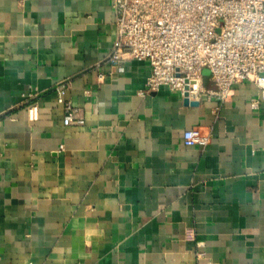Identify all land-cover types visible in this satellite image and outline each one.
<instances>
[{"label": "crops", "instance_id": "0c3cea01", "mask_svg": "<svg viewBox=\"0 0 264 264\" xmlns=\"http://www.w3.org/2000/svg\"><path fill=\"white\" fill-rule=\"evenodd\" d=\"M116 35L113 0H0V264H197L198 242L214 264H264L256 86L198 105L144 92L146 61L105 62ZM193 127L209 144H184Z\"/></svg>", "mask_w": 264, "mask_h": 264}, {"label": "built area", "instance_id": "2783aa9c", "mask_svg": "<svg viewBox=\"0 0 264 264\" xmlns=\"http://www.w3.org/2000/svg\"><path fill=\"white\" fill-rule=\"evenodd\" d=\"M113 7L117 35L105 62L123 72L127 60L146 61L150 74L144 92L166 86L190 101L207 93L225 102L235 84L251 82L258 93L250 107L264 110V0H113ZM205 69L212 74L213 89L204 87ZM56 89L64 124L82 125L85 120L66 99V85ZM28 114L38 119L36 102L29 104ZM183 140L187 146H206L211 136L193 127ZM187 237L197 240L193 229ZM197 246V264H214L202 243Z\"/></svg>", "mask_w": 264, "mask_h": 264}, {"label": "water", "instance_id": "95a60500", "mask_svg": "<svg viewBox=\"0 0 264 264\" xmlns=\"http://www.w3.org/2000/svg\"><path fill=\"white\" fill-rule=\"evenodd\" d=\"M186 95H188V92H186ZM185 104L186 105H198L199 101H197V100H191L190 101V99L188 97H186L185 98Z\"/></svg>", "mask_w": 264, "mask_h": 264}]
</instances>
